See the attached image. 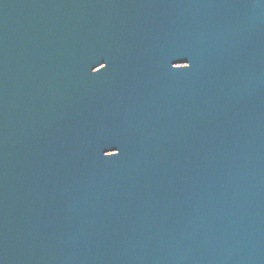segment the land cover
Masks as SVG:
<instances>
[{
	"label": "water",
	"instance_id": "water-1",
	"mask_svg": "<svg viewBox=\"0 0 264 264\" xmlns=\"http://www.w3.org/2000/svg\"><path fill=\"white\" fill-rule=\"evenodd\" d=\"M0 264H264V0H0Z\"/></svg>",
	"mask_w": 264,
	"mask_h": 264
},
{
	"label": "snow or ice",
	"instance_id": "snow-or-ice-1",
	"mask_svg": "<svg viewBox=\"0 0 264 264\" xmlns=\"http://www.w3.org/2000/svg\"><path fill=\"white\" fill-rule=\"evenodd\" d=\"M105 67H106V65H105ZM178 67H184V68H187V67H189V64L187 63V64H182V65H179ZM117 154V152L116 151H111V152H106L105 153V155H109V156H111V155H116Z\"/></svg>",
	"mask_w": 264,
	"mask_h": 264
}]
</instances>
